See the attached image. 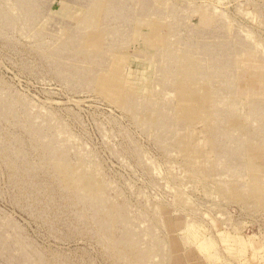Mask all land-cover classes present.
I'll return each instance as SVG.
<instances>
[{
  "label": "rangeland",
  "instance_id": "obj_1",
  "mask_svg": "<svg viewBox=\"0 0 264 264\" xmlns=\"http://www.w3.org/2000/svg\"><path fill=\"white\" fill-rule=\"evenodd\" d=\"M0 264H264V0H0Z\"/></svg>",
  "mask_w": 264,
  "mask_h": 264
}]
</instances>
